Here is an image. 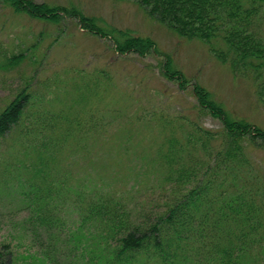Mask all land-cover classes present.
Masks as SVG:
<instances>
[{"label": "trees", "instance_id": "trees-1", "mask_svg": "<svg viewBox=\"0 0 264 264\" xmlns=\"http://www.w3.org/2000/svg\"><path fill=\"white\" fill-rule=\"evenodd\" d=\"M2 1L33 18L78 19L88 32L108 37L119 54L146 55L158 48L150 37L101 25L74 7ZM135 2L180 38L205 42L233 73H253L264 107V38L257 32L264 0ZM23 56L8 60L17 65ZM167 56L162 74L188 83L189 78ZM6 60L7 56L0 63ZM194 87L199 107L220 119L222 127L213 130L194 119L178 117L183 134L170 133L156 147L151 165L159 170L160 182L151 194L145 191L140 197L135 196L139 190L134 196L114 195L100 187L71 191L66 168L59 167L58 160L64 148L73 149L77 135L97 123L59 120L48 113V120L40 121L37 111L27 112L34 99L29 84L17 89L0 106V152H10L3 165L20 186L24 184L26 207L36 213L46 210L41 222L53 224L51 214L68 201L87 238L98 246L102 264H264V173L259 172L256 159V150L264 148V128L233 116L200 83ZM15 147L29 150L35 158L25 163ZM0 264H15L7 244L0 247Z\"/></svg>", "mask_w": 264, "mask_h": 264}, {"label": "rangeland", "instance_id": "rangeland-1", "mask_svg": "<svg viewBox=\"0 0 264 264\" xmlns=\"http://www.w3.org/2000/svg\"><path fill=\"white\" fill-rule=\"evenodd\" d=\"M33 1L74 7L101 25L150 37L158 47L157 54H119L108 37L88 32L78 19L33 18L0 0V59L7 56L0 63V106L29 84L34 99L28 115L37 111L40 121L49 118L48 113L59 120L97 123L77 135L73 149L64 148L58 160V166L66 168L71 191L100 187L121 196H134L135 190L141 191L136 197L145 191L151 194L161 178L151 165L152 156L170 133L182 136L178 117L213 130L222 127L220 119L199 107L194 87L198 83L233 116L264 128V107L253 73H233L205 42L180 38L135 0ZM257 32L264 38V8ZM19 54L24 56L17 65L9 62V57ZM167 55L188 83L162 74ZM13 150H20L25 163L35 158L25 148ZM9 153L0 152V247L9 246L15 264H102L98 246L87 238L68 201L51 214L53 224L41 222L46 210L36 213L26 207L24 184L20 186L3 165ZM256 159L264 173V148L256 150ZM21 172L24 177L28 171Z\"/></svg>", "mask_w": 264, "mask_h": 264}]
</instances>
